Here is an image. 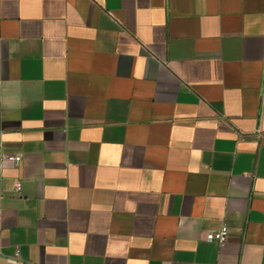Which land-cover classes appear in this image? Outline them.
Returning a JSON list of instances; mask_svg holds the SVG:
<instances>
[{
    "label": "crops",
    "instance_id": "1",
    "mask_svg": "<svg viewBox=\"0 0 264 264\" xmlns=\"http://www.w3.org/2000/svg\"><path fill=\"white\" fill-rule=\"evenodd\" d=\"M17 254L264 264V0H0V264Z\"/></svg>",
    "mask_w": 264,
    "mask_h": 264
},
{
    "label": "built area",
    "instance_id": "2",
    "mask_svg": "<svg viewBox=\"0 0 264 264\" xmlns=\"http://www.w3.org/2000/svg\"><path fill=\"white\" fill-rule=\"evenodd\" d=\"M9 161H12L18 166V164L21 162L22 158L20 155H8L6 157ZM22 188V184L20 180H16L15 182V189L17 192H20ZM230 233V228L227 224H224L221 228L218 230L210 231L206 234V241L209 243H218L219 245H223L227 242L228 237ZM16 257V264H21L18 261V254Z\"/></svg>",
    "mask_w": 264,
    "mask_h": 264
}]
</instances>
